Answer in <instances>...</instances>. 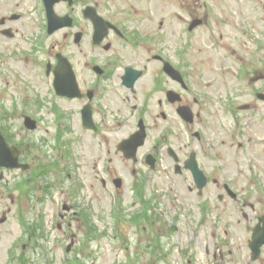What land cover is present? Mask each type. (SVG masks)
Here are the masks:
<instances>
[{"label":"flooded vegetation","instance_id":"af4514ba","mask_svg":"<svg viewBox=\"0 0 264 264\" xmlns=\"http://www.w3.org/2000/svg\"><path fill=\"white\" fill-rule=\"evenodd\" d=\"M59 4L62 8L58 14L74 15V6ZM95 4L100 5L98 1ZM15 16L1 17L3 29H10V33L18 30L15 28L17 20L13 19ZM41 18L47 19L45 11ZM104 19L111 25L101 43L94 40L95 25L91 18H74V27L64 29L65 44L71 47L78 32L79 44L65 50V53L77 73L82 91L78 99L81 107L91 105L97 126L96 131L82 126L83 132L89 131L92 136L104 133L106 144L110 145L108 135L123 129L126 137L138 128L143 119L147 140L142 148H148L136 163L146 162L147 155L153 154V171L166 160L175 167L173 172L179 184L189 179L193 182V174L182 167L194 152L207 174L208 184L212 182L220 189L217 198L226 200L229 194L224 189L225 169L222 166L228 161L229 151L234 146L229 144L230 135L240 139L236 151L241 152L247 162L254 164L264 157L261 141H254L249 135L251 131H247L245 117L239 118L237 113H233L237 117L234 116L238 128L230 131L226 123L229 110L224 102L229 99L231 67L240 63L256 69L260 63V41L256 47L245 50L248 44L255 46L257 43L254 35L260 18H220L215 21H210L214 18H206L209 41L226 49L210 51L200 64L196 28H191L194 18H121L115 14L114 18ZM225 28L228 29L227 34L224 33ZM99 30L101 32L102 24H99ZM167 67L173 70L172 73ZM47 80L53 84V78ZM184 107L193 113L191 122L182 118ZM122 139L115 137V148ZM107 150L110 152V147ZM108 159L112 160L111 157ZM121 162L127 164L131 161L121 154ZM187 187L193 197L184 196V201L197 200L198 195L204 194L193 185L188 184ZM190 205L195 204L191 202ZM246 219H249L248 215ZM258 219L259 215L256 221Z\"/></svg>","mask_w":264,"mask_h":264},{"label":"rangeland","instance_id":"374dc122","mask_svg":"<svg viewBox=\"0 0 264 264\" xmlns=\"http://www.w3.org/2000/svg\"><path fill=\"white\" fill-rule=\"evenodd\" d=\"M87 1L91 2L94 0ZM112 3H110V0H101L100 7L106 16H110L112 11L115 12L116 9L121 15H128L132 18H144L145 16L149 18H186L191 14L189 8H197V15L202 18H263L259 27L264 30V0H198V2L197 0H112ZM31 5L32 0H0V16L11 14V12H19L24 15L23 21L26 22L22 29L24 30L22 34L13 41L11 46L13 49H24V45L31 41L26 39V36L34 30L36 25L35 19L32 18L34 10L30 9ZM207 34L208 31L204 27L198 30L196 50L199 58L205 55V51L209 52L210 43L206 40ZM259 35L263 37L264 34ZM35 40H37V35ZM60 40L61 35L55 34L50 38L48 37L44 43H39L43 44V46L37 45L38 56L40 57L41 55V47L50 46L52 43L56 44ZM37 41L39 42V39ZM8 45V43L3 42L0 36V71L1 68H4V58L1 57L2 51H8V48H6ZM251 47L252 45L248 44L245 50ZM262 53H264V50H262ZM25 65V63H20L21 68H24ZM234 70L231 73L234 74ZM37 74V84L46 85L42 66L41 69L39 65L37 66ZM233 78L231 77V85L234 82ZM15 83L19 86V92L23 96L22 82L16 79ZM236 85L237 83L235 82L231 90L238 87ZM261 85L264 88V81L261 82ZM250 91L249 85L245 84L239 99L249 100ZM9 92V83L3 81V75L0 74V111L3 110V106L6 109H11L13 106L10 102ZM59 103L66 104L64 102ZM17 106L19 111L31 110V103L24 99L19 100ZM70 106L75 107L74 105ZM257 111L258 115H261L264 119V103L260 105ZM34 112L37 111L34 110ZM47 116L52 118L54 114L49 113ZM230 121L232 124L233 120L230 119ZM5 122L23 128L22 118L8 119L6 117L4 119L3 113H1L0 124ZM260 129L261 133L257 135L258 140L264 137V120L261 122ZM21 133L26 135L24 138L33 140L36 144H43L34 134L27 135L24 131H21ZM67 137H70L71 141L69 146L62 151L64 158L62 157L61 149L53 148V150L50 149L48 152L51 157L47 155L45 159L50 160L58 157L56 162L60 164L58 168H52L47 175L48 179L54 182L55 187L51 200L45 207H40L34 198L30 197V193L27 190L29 185H26L23 189L25 196L19 195L18 191L15 190V183L18 180L16 179L17 171L6 173L12 184L7 189L0 185V217L4 213L8 217L6 222L0 223V264H68L67 261L76 256H79L84 261L82 264H264V251L258 260L252 261L250 259V251L248 246H246L249 231L246 226L243 227L238 223V219L241 217L239 209H237L239 203L230 199L224 203H219V205L212 206L211 217L207 227L202 228L197 225L192 229L185 227L184 231L182 229L176 230L171 237L174 244L171 243L170 239L162 237L163 250L158 255L163 256V258L160 256L155 258L152 255L154 249L151 245V240L147 241L146 238L158 233V231L145 230L143 224L136 225L131 216V209L136 206V204H133L134 201L136 199L140 200L133 193L135 190L132 189V181L128 179L120 189L110 185L104 189L98 181H94L91 177V175L97 173L95 170L100 171L102 166L99 165L94 168L91 158L87 155L83 156L84 149L78 139V129L76 128V132L71 133ZM52 141L54 143L53 137ZM42 151L43 149L35 151V157L37 156L36 163H40ZM92 152L93 150L89 153L93 154ZM64 166L66 168L70 167L69 172H71L72 178L74 177L72 185L69 184L71 180L66 179L67 171L64 176L62 175L63 180L60 179L61 174H57V170H62ZM228 170L230 178L233 176L236 178L234 185L238 190L243 191L244 187L249 186L251 193L254 195L250 200L257 202V196H260L259 201L262 202V206L258 207L257 210L264 212V162H257L251 169L245 162L243 165L240 161L230 159L228 161ZM250 171L254 173L260 171L261 175L258 177L256 174L255 176L250 174L252 178L250 180V177L247 178L248 174L251 173ZM33 174L34 171H32ZM159 174L161 182L155 179L154 186H161L166 189L164 182L169 180V175L174 177L173 171L172 169L170 171L169 167V171H161ZM27 177L28 175L24 174L22 180L28 181ZM31 180L33 185L37 184L32 178ZM39 180L41 181V179ZM253 181H255V185ZM78 182L82 186V194L80 196L84 198L85 207L91 205L90 212L93 214L98 231L105 232L102 237L91 241L86 238L85 227L73 222L72 227L68 228L58 214L64 211L61 202L69 201L65 193L68 194L69 191L72 193L73 185H77ZM161 192H166L168 195L167 189L160 191L159 195H162ZM34 194L41 195L42 192L39 189H35ZM11 195L14 196L15 202H12ZM210 195L214 197L213 193H210ZM81 197L74 198V200L79 201ZM116 197L123 199L124 214H126L127 222L124 227L114 225L112 220L114 219L112 205ZM215 202L218 203V201ZM33 204H36L35 207ZM9 207L11 208L10 212L7 211ZM25 222H28L29 225L31 223L36 225V222L43 223L46 236L38 238V235H34L32 240L28 239L27 241V234L24 233V229L28 224H25ZM59 224H62L61 229L58 226ZM74 234L77 241L81 240L86 244L83 246L78 241L76 248L72 252H67L66 247ZM189 235L192 236V243H197L193 248L189 246L190 243L186 238L188 236V239H190ZM25 242L27 243L24 246ZM124 243L127 244L125 245ZM147 243H150V246ZM220 243H224L221 248H224L226 253L229 248L232 249V253L224 261L215 259L213 256L215 250L213 245ZM206 244H209L210 255L204 252ZM127 246L129 247L127 248ZM192 252H195V254H192ZM218 252L219 250H217Z\"/></svg>","mask_w":264,"mask_h":264},{"label":"water","instance_id":"95a60500","mask_svg":"<svg viewBox=\"0 0 264 264\" xmlns=\"http://www.w3.org/2000/svg\"><path fill=\"white\" fill-rule=\"evenodd\" d=\"M93 18H99L97 14L92 15ZM0 161L4 164H9V166H17L16 157L12 155L10 148L4 144L2 138L0 137ZM264 241V239H262ZM261 240L254 235V240L251 242L252 247L258 248L260 247Z\"/></svg>","mask_w":264,"mask_h":264}]
</instances>
